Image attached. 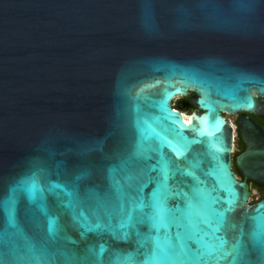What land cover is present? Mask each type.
<instances>
[{
    "label": "water",
    "instance_id": "1",
    "mask_svg": "<svg viewBox=\"0 0 264 264\" xmlns=\"http://www.w3.org/2000/svg\"><path fill=\"white\" fill-rule=\"evenodd\" d=\"M248 114L264 0H0V264H264Z\"/></svg>",
    "mask_w": 264,
    "mask_h": 264
},
{
    "label": "flooded vegetation",
    "instance_id": "2",
    "mask_svg": "<svg viewBox=\"0 0 264 264\" xmlns=\"http://www.w3.org/2000/svg\"><path fill=\"white\" fill-rule=\"evenodd\" d=\"M192 95L193 94H190L188 96L187 101H190V98ZM175 107H177V106H175ZM193 108H194V106L192 105L189 109H181L180 111L182 113L189 115L191 109H193ZM248 116L264 133V116L258 115V114H248ZM238 120H239V116H237L235 118L234 133L236 134L235 138H237V140L235 139V147H234V151H233L234 153L232 154V170L236 173L237 178L239 180H243V176H242L240 170L238 169L237 164H236V160H235L237 155L242 154L246 150V145L243 142V140L241 138V133L239 131ZM249 186H250L251 195H253L254 191H257L259 193V195L264 194V184H258L254 181H249Z\"/></svg>",
    "mask_w": 264,
    "mask_h": 264
},
{
    "label": "rangeland",
    "instance_id": "3",
    "mask_svg": "<svg viewBox=\"0 0 264 264\" xmlns=\"http://www.w3.org/2000/svg\"><path fill=\"white\" fill-rule=\"evenodd\" d=\"M188 96L187 97H180L176 100V104L179 102V101H182V100H187ZM238 115H226V118L229 120V122L233 123L234 126H235V118L237 117ZM236 135V134H235ZM237 140V138H235ZM258 195L259 196V193L257 191H254L252 197L250 198V203H253V200H254V196Z\"/></svg>",
    "mask_w": 264,
    "mask_h": 264
},
{
    "label": "trees",
    "instance_id": "4",
    "mask_svg": "<svg viewBox=\"0 0 264 264\" xmlns=\"http://www.w3.org/2000/svg\"><path fill=\"white\" fill-rule=\"evenodd\" d=\"M264 198V194H262V195H256V196H254V200H253V203L254 202H257V201H259V200H261V199H263Z\"/></svg>",
    "mask_w": 264,
    "mask_h": 264
},
{
    "label": "snow or ice",
    "instance_id": "5",
    "mask_svg": "<svg viewBox=\"0 0 264 264\" xmlns=\"http://www.w3.org/2000/svg\"><path fill=\"white\" fill-rule=\"evenodd\" d=\"M228 210H231V209H228ZM257 211L259 212V209ZM52 231H54V229L50 226L49 232H52Z\"/></svg>",
    "mask_w": 264,
    "mask_h": 264
},
{
    "label": "bare ground",
    "instance_id": "6",
    "mask_svg": "<svg viewBox=\"0 0 264 264\" xmlns=\"http://www.w3.org/2000/svg\"><path fill=\"white\" fill-rule=\"evenodd\" d=\"M183 114H185V113H183ZM185 115H187V114H185ZM231 123V122H230ZM232 124V126H233V128L235 127L234 125H233V123H231Z\"/></svg>",
    "mask_w": 264,
    "mask_h": 264
}]
</instances>
